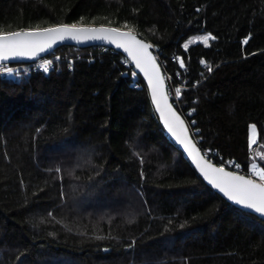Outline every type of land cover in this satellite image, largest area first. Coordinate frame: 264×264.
<instances>
[{
  "label": "trees",
  "instance_id": "obj_1",
  "mask_svg": "<svg viewBox=\"0 0 264 264\" xmlns=\"http://www.w3.org/2000/svg\"><path fill=\"white\" fill-rule=\"evenodd\" d=\"M64 24L152 42L203 152L264 169V0H0L4 33ZM46 61L0 74V264H264V220L198 176L126 57Z\"/></svg>",
  "mask_w": 264,
  "mask_h": 264
},
{
  "label": "snow or ice",
  "instance_id": "obj_2",
  "mask_svg": "<svg viewBox=\"0 0 264 264\" xmlns=\"http://www.w3.org/2000/svg\"><path fill=\"white\" fill-rule=\"evenodd\" d=\"M65 35H69L72 38L86 35L89 39L109 40L115 43L118 48H124L132 56L137 67L145 71L146 75H149L147 69L150 66L152 75H149V82L152 85V97L157 104V109L161 110L160 99L157 97L159 89L162 86V81L159 78L155 60L147 51L149 46L142 44L130 32H121L118 29L109 30L105 28H77L75 25H61L48 28L44 31L22 30L7 34L0 30V60H6L9 56H35L39 52L45 51L47 47H50L57 37L62 39ZM209 39H214V37L205 36L201 42L206 44ZM185 47L187 48V45ZM181 66H183V61H181ZM44 70L47 71V65H45ZM179 93L180 90L177 89V96ZM162 99H164L166 104V97H162ZM167 107L173 119L179 122L180 125H183V121L174 112H171L170 106ZM166 124H168L169 131H173L172 125L167 120ZM182 130L186 131V129ZM253 133H255V125H252L250 129V148L255 142ZM173 134L175 135L176 133L173 131ZM177 138L180 139L179 136ZM181 143H185L187 147V138L181 140ZM190 154L192 153L190 152ZM197 166L201 167L199 164ZM252 169L255 171L259 180L264 181V169L257 170L255 164L252 165ZM201 171L209 179V182L224 192L230 200H234L238 204H243L247 208L264 214V183H257L253 179H246L244 176L226 172L224 168H216L211 164H208L206 167H201Z\"/></svg>",
  "mask_w": 264,
  "mask_h": 264
},
{
  "label": "water",
  "instance_id": "obj_3",
  "mask_svg": "<svg viewBox=\"0 0 264 264\" xmlns=\"http://www.w3.org/2000/svg\"><path fill=\"white\" fill-rule=\"evenodd\" d=\"M68 25V24H64ZM61 26V25H55L45 28H39V29H32L34 31H44L48 28ZM77 28H94V29H118L121 32H130L131 35L135 36L138 41H140L142 44L148 45L147 51L151 54V56L155 60V65L158 68V75L160 80L162 81V86L159 89L158 93V99H160V109H157V104L154 102L152 97V85L149 82V75H152L151 67L148 66V73L149 75L145 74V71H142L140 67H137L136 62L133 60L132 56L129 55L128 52L124 50V48H118L115 43L110 42L106 39H89L86 35H81L76 38H72L69 35H65L62 39L57 37L55 42L51 44L50 47H47L45 51L39 52L35 56H9L6 60H0V65L3 64H31L35 63L39 60L47 58L49 55L53 54L55 51L62 47H75L80 49H88L92 47H107L109 49H112L120 54H122L124 57L127 58V60L131 63V65L136 69L139 76L145 83L147 90L149 92L151 105L155 111V114L166 134L168 139L183 153L184 157L188 160V162L191 164L193 169L196 171L198 176L204 181V183L212 189L215 193H217L220 197H222L228 204L236 207L239 210H242L244 212H247L249 214H252L262 220H264V214H261L254 209H250L245 207L243 204H238L234 200H230L227 195H225L224 192L220 191L219 188L215 187L212 183L209 182V179L205 177V175L201 171V167H206L208 164H211L213 167L220 168L222 166L215 164L211 162L204 154L201 146L199 145L198 140L195 138V135L192 131V127L189 125L186 117L179 111V109L176 107V105L173 102V99L170 94L169 89V83L166 77V73L164 70V67L158 58L159 48L154 46L152 42L147 40L146 38L142 37L140 34L136 33L132 30L122 29L114 26H106V25H75ZM22 31V30H21ZM23 31H29V30H23ZM17 32V31H15ZM10 33V32H9ZM7 34V33H5ZM162 97H166V104L164 99ZM170 106L171 112H174L176 116L180 118V120L183 121V125H180L179 122L175 121L171 114L168 111V107ZM163 112V115H162ZM166 120L169 124L172 125L173 131L176 133L173 134V131H169L168 124H166ZM182 129H186V131H183ZM180 137L178 139L177 137ZM187 138V144L188 146H185V143H181V140H184ZM194 146V147H193ZM190 152L192 154H190ZM197 164H199L201 167H198ZM224 168V167H222ZM226 172H232L236 175L244 176L246 179H253L257 183H263L249 175L241 174L238 172H235L231 169L224 168Z\"/></svg>",
  "mask_w": 264,
  "mask_h": 264
},
{
  "label": "built area",
  "instance_id": "obj_4",
  "mask_svg": "<svg viewBox=\"0 0 264 264\" xmlns=\"http://www.w3.org/2000/svg\"><path fill=\"white\" fill-rule=\"evenodd\" d=\"M50 62V63H49ZM45 65H47V71L44 70ZM54 66H53V62L52 61H46V60H40L37 61L35 63H31V64H3L0 65V74L1 75H10L11 73H18L21 70H28L30 71H40L43 70L46 74H50L53 70ZM169 83H172V79L171 78H167ZM136 88H138V85H134ZM171 97L172 99H174L175 101H178L181 97L177 96L175 91L171 90L170 91ZM205 156L213 163L218 164L224 168H228L231 169L235 172L241 173V174H245L244 170L242 167H240L237 164H235L234 162H225L223 161L221 158H219L217 156V153L215 151L212 150H208L204 152ZM246 175V174H245ZM251 177L258 179L257 176L254 174ZM264 183V181H261Z\"/></svg>",
  "mask_w": 264,
  "mask_h": 264
},
{
  "label": "rangeland",
  "instance_id": "obj_5",
  "mask_svg": "<svg viewBox=\"0 0 264 264\" xmlns=\"http://www.w3.org/2000/svg\"><path fill=\"white\" fill-rule=\"evenodd\" d=\"M205 36H207V35H201V36H198V37H196V38H194V42H201L202 41V38L203 37H205ZM192 42V41H191ZM173 91H174V89H172ZM175 93H176V91H175ZM177 95V94H176ZM178 96H180V93H179V95ZM251 129V128H250ZM253 135V137H254V140H255V142L252 144V147H255L256 145H257V143H258V141H259V134H258V128H257V126H255V133H253L252 134ZM262 155V154H261ZM256 169L257 170H260V169H263V168H261V167H256ZM256 175V174H255ZM257 176V175H256ZM257 178H258V176H257ZM259 179V178H258Z\"/></svg>",
  "mask_w": 264,
  "mask_h": 264
}]
</instances>
